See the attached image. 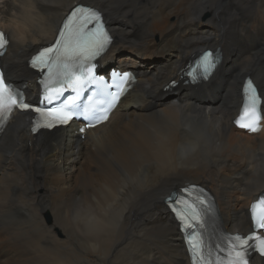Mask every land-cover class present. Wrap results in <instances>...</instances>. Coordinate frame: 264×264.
Here are the masks:
<instances>
[{"label":"bare ground","instance_id":"bare-ground-1","mask_svg":"<svg viewBox=\"0 0 264 264\" xmlns=\"http://www.w3.org/2000/svg\"><path fill=\"white\" fill-rule=\"evenodd\" d=\"M213 1L3 0L0 28L10 43L2 66L28 100L41 90L29 58L55 38L76 3L102 11L111 30L114 42L101 58L104 70L133 71L138 83L108 122L95 128L74 119L33 134L32 115L14 114L0 137V256L15 251L22 258L0 264H191L165 198L188 183H201L196 180L214 195L226 231H252L251 203L264 190V168L255 158L259 151L264 159L259 136L264 126L247 139L234 120L247 75L264 97V0H219L216 11ZM177 17L167 39L176 53L156 74L137 69L130 55L113 56L125 44L154 45L150 36ZM204 48L219 50L220 67L208 82L184 83L181 70ZM227 69L234 75L217 89ZM173 80L179 84L167 87ZM205 90L217 96L215 104L196 99ZM232 128L239 135L228 136ZM78 163L82 171L66 184ZM238 163L246 169L239 171ZM47 210L50 226L42 214ZM251 261L264 264L256 254Z\"/></svg>","mask_w":264,"mask_h":264},{"label":"snow or ice","instance_id":"snow-or-ice-1","mask_svg":"<svg viewBox=\"0 0 264 264\" xmlns=\"http://www.w3.org/2000/svg\"><path fill=\"white\" fill-rule=\"evenodd\" d=\"M100 21L101 16L96 10L81 7L73 9L70 17L66 18L62 29L58 32L54 44L43 47L30 61L32 68L39 69L42 73L47 72L48 79L42 82V88L47 93L44 95L46 104L50 105L53 101L59 100L65 88L75 90L78 94L80 88L93 83V79L89 78L91 61L104 52L109 43L108 33L98 27ZM9 39L10 37L5 32H0V58L4 55ZM215 67L214 55L210 52L204 53L200 64L202 71L190 77V82L192 84L206 82L212 76ZM122 79L128 81V74L125 73ZM248 90V103L243 110L246 122L237 121L236 123L240 128L255 133L260 130V123L264 116L259 113L257 101L260 97L251 83L248 84ZM122 91L123 89L117 88L116 94L108 93L105 103L95 109L74 104L41 108L24 102L22 94L6 82L5 72L0 71V130H3L4 123L16 109L36 114L33 132L65 125L73 119L74 114L84 118L88 126L93 127L108 119L109 112L115 106ZM83 131L84 129H81V132ZM172 203L182 204L185 209L178 210L177 214L182 225L189 230L187 243L189 253L194 257L193 264H249L245 258V249L253 248L254 245L259 253L264 255V238L255 234L250 237L235 235L227 238L226 255L224 250H221V256L213 260L211 253L205 255L206 245L200 239V233L194 230V226L200 223L197 206L179 199L173 200ZM199 204H204V200H200ZM250 211L255 227L264 229V200L253 205ZM250 240L253 243H250Z\"/></svg>","mask_w":264,"mask_h":264},{"label":"rangeland","instance_id":"rangeland-1","mask_svg":"<svg viewBox=\"0 0 264 264\" xmlns=\"http://www.w3.org/2000/svg\"><path fill=\"white\" fill-rule=\"evenodd\" d=\"M221 1H219V0H217V1H213V7H212V9L213 10H217V9H219L220 7H221V5H222V3H220ZM219 4V5H218ZM218 5V6H217ZM21 6V4L19 5V7ZM183 13H184V11L183 10H181ZM208 11V10H207ZM205 12L204 14H202L200 17V19L202 20V22L203 21H205L206 19H208V17H209V12ZM178 17H179V15H178ZM177 17V19L176 18H174V19H169L168 18V20H167V24L164 26L165 28L162 30V32L160 33L159 31L158 32H156V34H153V35H151L150 36V39H153L156 43L154 44V45H151V46H149V47H147V48H140V47H138V48H136L135 46H132V45H130V44H125V45H123L121 48H119L116 52H115V54L113 55V56H116L117 58H120V57H128V55H130V58L131 59H129L128 61L131 63V64H133L137 69H139V70H143V71H146L147 72V76L148 77H150V76H152V75H154V74H156V72H158V70H159V66L161 65V64H163L164 62H167V60L169 59V58H174V55H175V53H176V51H175V49L173 48V47H168L167 45L169 44L168 43V41H167V39H169V37H170V35H171V31L177 26V22L179 21V18ZM175 24V25H174ZM173 25V26H172ZM173 27V28H172ZM205 27V25H200V28H204ZM1 29V28H0ZM162 37H163V40H162ZM166 39V40H165ZM235 51H238V49L236 48V46H235ZM224 51H225V48H224ZM239 53H240V51H239ZM238 53V54H239ZM112 56V57H113ZM135 59V60H134ZM164 61V62H163ZM122 61H120L119 62V64H118V61H117V63H115L117 66H120L122 63H121ZM229 64V63H228ZM124 66V65H123ZM229 66L230 65H227V67L226 68H229ZM232 66V65H231ZM233 67V66H232ZM158 70H157V69ZM102 69H105V66L103 65L102 66ZM234 70V72H235V69H233ZM137 75V74H136ZM150 75V76H149ZM233 75H234V73H231V72H229V70L227 69V71H224L223 72V75H221L220 76V84L219 85H217L216 86V88L217 89H220L221 90V88L223 89V87H224V81L225 80H228L230 77H233ZM207 91H209V90H205L204 92L205 93H201V94H198L197 95V97H196V99L199 101V103H201V102H203V100H208V101H206V103H209V104H215L218 100H217V96L216 97H211L210 98V96L209 95H207ZM217 92H218V90H217ZM207 97V98H206ZM171 98H174V97H171ZM147 113V112H146ZM146 113H144L143 115H145ZM233 127V126H232ZM244 132V131H243ZM264 131H262L261 133H260V137L261 138H263L264 137V133H263ZM241 134V136H243L244 138H247V139H252V134H250L249 135V133H240ZM233 136V135H239L238 134V131H237V128L235 129V128H232L231 130L229 129V134H228V136ZM246 135V136H245ZM249 135V136H248ZM251 136V137H250ZM87 149V148H86ZM85 149V150H86ZM86 153H85V157L87 156V151H85ZM256 156H255V158H257V159H260L259 161H258V163H259V169L260 170H262L263 168H264V159H262L261 158V156H259L260 155V152L259 151H256ZM84 156H83V158H82V160H81V162L84 160ZM236 158V159H235ZM234 159L236 160V161H238V158L237 157H234ZM262 160V161H261ZM262 163V164H261ZM242 165H240V163H238V168H240V170L239 171H241V170H243V169H246L245 167H241ZM262 167V168H261ZM82 167H80V163H78V164H76V168H75V172H74V176H73V178H71V179H69V180H64V182L66 183V184H71V183H74V181H75V177H76V175H78L81 171H82V169H81ZM80 169V170H79ZM234 171V170H233ZM231 172V171H230ZM64 174V173H63ZM197 182H201V183H205V182H203V181H201V180H196ZM41 183H42V180H40V182H39V184L41 185ZM201 183H197V184H199V185H202ZM203 186V185H202ZM44 188V187H43ZM42 190V189H41ZM240 196H241V194H240ZM237 206L238 207H241V209H242V207L244 206V201H243V199L241 198H239V200L237 201ZM44 216V219H45V221H46V223H48V225L50 226L53 222V218H52V216H51V214H50V212L47 210V211H44L43 213H42ZM57 235H58V238H60V239H63L64 238V235L60 232V231H58L57 230ZM75 246H76V244H75ZM77 247V246H76ZM11 258V260L12 259H14V260H17V259H21L22 257H17V256H15V251H11V252H8L7 253V255H2V256H0V260H3V259H5V258ZM2 258V259H1ZM87 262H85V263H83V264H86Z\"/></svg>","mask_w":264,"mask_h":264},{"label":"water","instance_id":"water-1","mask_svg":"<svg viewBox=\"0 0 264 264\" xmlns=\"http://www.w3.org/2000/svg\"><path fill=\"white\" fill-rule=\"evenodd\" d=\"M101 65H102V63H101V60H100V62H99V66H98V73H99V74H102V73H104L105 71L109 72V71L115 69V68L111 67V68L108 69V70H104V69L101 68Z\"/></svg>","mask_w":264,"mask_h":264},{"label":"clouds","instance_id":"clouds-1","mask_svg":"<svg viewBox=\"0 0 264 264\" xmlns=\"http://www.w3.org/2000/svg\"><path fill=\"white\" fill-rule=\"evenodd\" d=\"M3 3V0H0V4H2Z\"/></svg>","mask_w":264,"mask_h":264}]
</instances>
